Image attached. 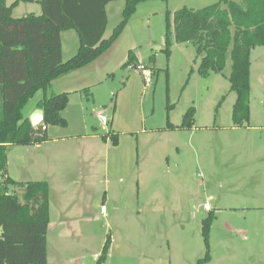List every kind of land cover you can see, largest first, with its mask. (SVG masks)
Listing matches in <instances>:
<instances>
[{
	"label": "rangeland",
	"instance_id": "rangeland-1",
	"mask_svg": "<svg viewBox=\"0 0 264 264\" xmlns=\"http://www.w3.org/2000/svg\"><path fill=\"white\" fill-rule=\"evenodd\" d=\"M218 1L139 2L107 50L68 76L69 124L49 128L88 134L110 166L106 174L97 160L85 167L75 156L63 166L49 198L46 264H264V46L250 50L249 118L239 126L230 49L223 71L206 75L191 43L171 39L166 50V24L175 10ZM124 4L107 5L105 38L122 20ZM28 12L40 14V3L20 0L13 10L15 16ZM60 38L66 60L79 36L67 29ZM129 51L134 61L125 64ZM189 108L192 126L180 128ZM167 119L173 128L150 130ZM63 144L73 149L76 143ZM24 149H7L8 170L18 181L26 180L18 166ZM125 176L131 180H119Z\"/></svg>",
	"mask_w": 264,
	"mask_h": 264
},
{
	"label": "trees",
	"instance_id": "trees-1",
	"mask_svg": "<svg viewBox=\"0 0 264 264\" xmlns=\"http://www.w3.org/2000/svg\"><path fill=\"white\" fill-rule=\"evenodd\" d=\"M19 1L0 0V264H46L49 185L46 180L16 181L7 176V145L41 143L47 139V125H66L61 115L68 104L66 92L39 103L43 121L38 126L23 117L22 109L39 88L105 52L137 4L146 0H125L123 18L110 38L103 37L105 7L114 0H38L40 14L14 17L12 11ZM67 29L77 32L79 47L63 61L60 34ZM165 36L167 52L171 39L195 47L201 55L198 71L202 75L221 73L230 49L228 80L236 93L233 122L239 126L247 121L249 54L251 48L264 46V0H219L198 9L179 8L167 20ZM131 61L129 55L127 63ZM192 115L193 108H189L180 126H192ZM13 187L20 188L21 194ZM105 250L106 243L98 261Z\"/></svg>",
	"mask_w": 264,
	"mask_h": 264
},
{
	"label": "crops",
	"instance_id": "crops-1",
	"mask_svg": "<svg viewBox=\"0 0 264 264\" xmlns=\"http://www.w3.org/2000/svg\"><path fill=\"white\" fill-rule=\"evenodd\" d=\"M36 1H38V0H36ZM5 2L7 4H10L13 1L7 2V0H5ZM108 4H106L105 10H106ZM14 8H13V10H14ZM28 13H34L35 14V12H28ZM12 15L14 17H20L19 15L15 16L13 11H12ZM106 16H107V14H106ZM60 36H61V34H60ZM103 37H104V35H103ZM78 47H79V45H78ZM78 47H77V50H78ZM129 55H132V62H133L134 61V55L132 54V51H129L128 59H129ZM70 57H68V58H70ZM98 57H100V55ZM98 57L96 59H98ZM96 59H94L93 61H95ZM127 61L125 62V64L127 63ZM90 63L84 65L81 68H78V69L73 70L67 74L61 75V76L53 79L46 87L39 88L35 92V94L27 101L25 106L23 107V109H22L23 117L29 119V116L32 113V111L36 108H40L39 103L50 98L54 94L66 92L69 95L70 91H67V88L65 85L66 84L65 82L68 81V79H67L68 76H70L74 72L84 68L85 66L89 65ZM57 87H59V88L57 89ZM87 88L81 89V91H85ZM85 93H86V95L90 94L89 91L85 92ZM68 101H69V96H68ZM67 106H69V105L67 104ZM67 106L61 111V115L66 120V125L69 124L68 123L69 122L68 121L69 115L70 116L72 115L71 111H68ZM79 108H82L80 106V104H79ZM169 124L170 123L167 119L164 126H160L159 128H155V129L151 128L150 130L167 131V130H169V128H173L175 126L172 124H171L172 126H169ZM180 125H178V126H180ZM51 126H60V125H47L46 126L47 139L45 141L38 143V144L23 145L24 147L29 148V149H24L25 150L24 152H28V154H27L26 158L23 157L22 160H20L22 162L21 163L22 165H18L25 172L24 179L31 180V181L32 180H46L48 182V185H49V198H50L53 183L56 181L57 177L59 178L61 176V171H63V168H64L63 166L66 165L67 163H69L71 158H73L74 156L76 157V159H79V162H83L84 163L83 166H85V167L91 166L93 164L92 161L97 160L98 163L96 165L97 166L99 165V167H103L105 173L107 174V171L109 170V166H110L109 158L106 154H104L105 152H96V150L91 148L88 141L85 139L88 134L69 135L67 133H63V132L55 130V129H53V130L50 129ZM180 128H184V127L180 126ZM73 138L75 139V143H76L75 147L73 149L68 147L67 144L66 145L63 144V142H66L67 140H70ZM111 140L113 141V139H111ZM12 145L13 144L7 145V149L9 147H11ZM108 145L109 144L106 143V147ZM112 146H114V145H112ZM8 163H9V159H8V152H7L6 175L11 177L12 179L18 181L17 176H15L14 174H13V176L10 175L11 173L8 170ZM113 166H114V169H116L115 167H117L119 165H114V163H112V167ZM146 168L149 170L150 165H148ZM66 173H68V172L66 171ZM15 177H17V179H15ZM127 177L128 176L121 177L119 180H122V181L131 180V179H129L130 177L129 178H127ZM74 183H75V181L72 180V184H74ZM105 195H106V193H105ZM105 195H103V198H105ZM49 224H50V222H49ZM47 228H48V226H47Z\"/></svg>",
	"mask_w": 264,
	"mask_h": 264
},
{
	"label": "water",
	"instance_id": "water-1",
	"mask_svg": "<svg viewBox=\"0 0 264 264\" xmlns=\"http://www.w3.org/2000/svg\"><path fill=\"white\" fill-rule=\"evenodd\" d=\"M29 121L33 127L41 124L43 121V110L41 108L34 109L29 116Z\"/></svg>",
	"mask_w": 264,
	"mask_h": 264
},
{
	"label": "built area",
	"instance_id": "built-area-1",
	"mask_svg": "<svg viewBox=\"0 0 264 264\" xmlns=\"http://www.w3.org/2000/svg\"><path fill=\"white\" fill-rule=\"evenodd\" d=\"M138 69L140 70V72H141L142 75L144 76L145 81H146V82H149L150 79H149V77H148V74H149L148 70H147L146 68L142 67L141 65L138 66ZM100 119H101V121H103V122L106 121V117H105L104 115H100ZM102 208H103V206H102ZM203 208H204L205 210H208V209H209V205H208L207 203H204Z\"/></svg>",
	"mask_w": 264,
	"mask_h": 264
}]
</instances>
